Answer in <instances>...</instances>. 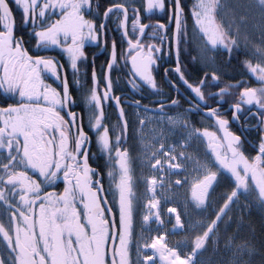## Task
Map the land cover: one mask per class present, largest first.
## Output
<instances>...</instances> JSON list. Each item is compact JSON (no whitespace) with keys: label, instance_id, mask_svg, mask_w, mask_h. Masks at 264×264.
I'll list each match as a JSON object with an SVG mask.
<instances>
[{"label":"flooded vegetation","instance_id":"flooded-vegetation-1","mask_svg":"<svg viewBox=\"0 0 264 264\" xmlns=\"http://www.w3.org/2000/svg\"><path fill=\"white\" fill-rule=\"evenodd\" d=\"M215 1L218 10L226 2ZM7 3L12 16L0 9V264H26L17 236L28 264H53L56 233L66 264L143 263L140 112L179 116L192 130L174 153L182 183L194 146L198 170L212 157V170L192 184L207 187L196 201L205 211L212 178L219 192L232 187L218 184L220 176L231 184L245 178L235 177L244 165L233 158L264 170V55L248 53L244 63L234 36L230 46L211 43L198 22L209 0ZM12 109L29 118L22 133L7 122ZM165 151L162 166L178 161ZM240 185L257 193L251 180Z\"/></svg>","mask_w":264,"mask_h":264},{"label":"rangeland","instance_id":"rangeland-1","mask_svg":"<svg viewBox=\"0 0 264 264\" xmlns=\"http://www.w3.org/2000/svg\"><path fill=\"white\" fill-rule=\"evenodd\" d=\"M225 1L221 10L220 8L218 10L216 1L209 0V6L201 14L202 16H199L198 22L204 36L211 43L222 46L232 45L230 38L234 36L240 45L250 47L252 53L264 55V0ZM12 111L15 113L7 122L12 130L22 133L29 118L22 110L12 109ZM140 114L142 116L136 123L137 159L145 170L143 176L154 175L160 183L157 195L161 202L162 229H167L169 232V242L180 247L185 254L191 251L190 247L194 245L195 249L192 252L195 254V264H264V210L250 194L241 189L240 185L244 183L245 179L251 180L254 189L261 197V203L264 204V170L251 167L241 156L233 158V161L244 165L243 172L235 177L237 179L245 178L240 179V183L231 184L228 177L217 173L222 175L219 177L218 184L226 185L227 182V185H232V187L225 192H219L215 187L212 189L214 180L212 178L208 200L209 208L205 211L201 205H196V201L204 199L203 194L207 191V187L193 186L192 184L201 172L206 173L207 170H212V157L209 160L208 168H203L202 171L198 170L197 166L200 165L196 162L200 159L197 157L194 146L192 150L193 166L187 171L184 183L181 182L180 177L176 176L184 172L178 154L176 155L177 162L182 168L180 173H173L164 165L159 169H153V164L156 159L158 160L159 153L164 155L165 150H171L169 157H176L174 153L179 151V147H186L189 144L193 133L192 130H183L182 119L179 116L168 118L151 112H140ZM5 118L3 115L2 119ZM11 135L7 132L6 139H11ZM17 179L24 181L26 178L19 176ZM222 196H226V199L219 207L218 204L222 200ZM191 197L195 200L192 201ZM149 200L150 198L146 194L142 213V229L145 231L147 242L158 230L155 222L150 224L146 222L152 215L150 208H147ZM170 205H175L180 212V217L183 220L181 232L173 231L174 220L167 213V208ZM230 207H234L237 212V224L234 231L224 237L219 231L218 223L224 216L222 214ZM201 225L205 227L202 242L200 239L190 242L189 233ZM207 241L211 244L210 248L202 255L197 254L202 243Z\"/></svg>","mask_w":264,"mask_h":264},{"label":"bare ground","instance_id":"bare-ground-1","mask_svg":"<svg viewBox=\"0 0 264 264\" xmlns=\"http://www.w3.org/2000/svg\"><path fill=\"white\" fill-rule=\"evenodd\" d=\"M161 162L157 161L153 168H160ZM166 167L173 173H180L182 168L176 161L168 162ZM148 181V196L150 198L147 208H150L152 215L146 220L148 224L155 222L157 228L163 227V218H161V202L157 195L160 183L156 176L151 175ZM167 213L173 217L174 232L183 230V220L180 212L175 205L168 206ZM143 250L148 253L144 258V264H194L195 254H184L177 246L169 243L165 233H153L150 240L145 243Z\"/></svg>","mask_w":264,"mask_h":264},{"label":"trees","instance_id":"trees-1","mask_svg":"<svg viewBox=\"0 0 264 264\" xmlns=\"http://www.w3.org/2000/svg\"><path fill=\"white\" fill-rule=\"evenodd\" d=\"M249 48L242 44L240 45V50L236 49V52L241 54L242 62L244 63L248 61V60H244L245 58H248V53L252 52ZM250 194L254 198V200H256L259 203V205H261V207L264 210V204L259 202L260 198L257 195V193L252 191ZM222 205H223V202L220 201L218 206L220 207ZM236 224H237V212L234 207H231V209L226 214H224V216L218 223L219 231L221 232L222 236L225 237L229 235L231 232H233L236 227ZM203 231L204 230H202L201 228H195L194 230H192L189 233L190 242H193L195 239H200V242H202V236L204 235ZM209 246H211L209 241L203 242L200 248L198 249L197 254H201V255L204 254L210 248ZM190 248H191V251L195 249L194 245L191 246Z\"/></svg>","mask_w":264,"mask_h":264},{"label":"water","instance_id":"water-1","mask_svg":"<svg viewBox=\"0 0 264 264\" xmlns=\"http://www.w3.org/2000/svg\"><path fill=\"white\" fill-rule=\"evenodd\" d=\"M0 9L2 11L1 14H3L4 16L6 15H11L12 16V11H11V8H10V5L9 3H7V0H0ZM111 65H112V62H111ZM119 107V110H121V106H118ZM121 116L123 118V121L124 123L125 120H124V117H123V114H122V111H121ZM217 125L219 126L221 132L223 133V136L228 144V151L231 152V153H237V150L234 148H232V144H231V140H232V134L226 129V126L223 125L222 122L220 121H217ZM231 144V145H230ZM16 241H17V249L19 251H21V253L23 254L22 256H24L25 258V263H27V256L24 249L22 248H25L23 246V244L21 243V241L18 239V236L16 237ZM55 242L53 243L54 244V260H53V264H66V254L65 253V250H64V246H63V242H62V237L60 234L56 233V236H55ZM23 246V247H21ZM180 249V248H179ZM191 254V252L189 253Z\"/></svg>","mask_w":264,"mask_h":264}]
</instances>
